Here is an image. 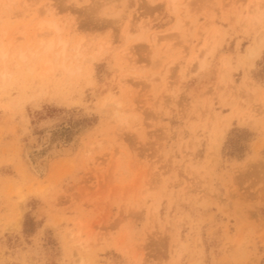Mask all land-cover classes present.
Returning <instances> with one entry per match:
<instances>
[{
  "label": "rangeland",
  "instance_id": "1",
  "mask_svg": "<svg viewBox=\"0 0 264 264\" xmlns=\"http://www.w3.org/2000/svg\"><path fill=\"white\" fill-rule=\"evenodd\" d=\"M177 3L0 0V264H264V0Z\"/></svg>",
  "mask_w": 264,
  "mask_h": 264
},
{
  "label": "bare ground",
  "instance_id": "2",
  "mask_svg": "<svg viewBox=\"0 0 264 264\" xmlns=\"http://www.w3.org/2000/svg\"><path fill=\"white\" fill-rule=\"evenodd\" d=\"M172 1V7H174L173 9L174 10H176V8L178 7V4H181V3H177V0H171ZM178 9V8H177ZM256 15V14H255ZM260 20V19H259ZM45 21H40V24H39V26H37L36 28V32H35V34H36V38H38L37 39V43H40L39 45H40V47H38V49L39 48H41L42 50V52H49V51H52V50H54V49H57V48H59V50H58V52H55V53H58V55H63L64 57H66V55H67V51H68V49H69V41L68 40H66V39H64L62 36H60L61 35V28H60V26L54 21V20H46V22L44 23ZM179 27H181L180 26V22H178L177 24H175L174 25V28L175 29H178ZM24 28V27H23ZM22 29V28H21ZM128 29V28H127ZM126 29V32H127V34H129V31ZM17 30H18V28H17ZM17 30H16V32H17ZM25 29H22V30H18V31H20L22 34H23V31H24ZM26 31V30H25ZM59 31H60V35L59 34H57V32L59 33ZM20 32H18V33H20ZM20 33V34H21ZM262 36L264 37V35L262 34ZM261 36V37H262ZM34 38H35V36H34ZM36 38H35V40H36ZM260 39V38H259ZM12 41V40H11ZM71 44V43H70ZM82 43L81 42H79V43H77V46H75V51H78V53L79 54H82V50H84V51H86V49H85V47H84V44L83 45H81ZM264 46V38H261L260 40H259V42H258V45H256V46H254V47H252V46H250V47H248V53H247V55L252 59V62L254 61V59L256 58V57H258L259 55H260V53H261V49H262V47ZM82 47L84 48V49H82ZM212 47V46H211ZM210 47V48H211ZM70 48H72V47H70ZM204 48H205V46H204ZM38 49H36V50H38ZM73 49V48H72ZM82 49V50H81ZM206 49H207V46H206ZM212 49V48H211ZM74 50V49H73ZM83 51V52H84ZM207 52V51H206ZM210 52V51H209ZM40 53V52H39ZM208 53V52H207ZM38 54V53H37ZM83 54H85V53H83ZM8 55V52H4V56H7ZM57 55V54H56ZM207 55V54H206ZM197 56H198V54H197ZM20 57L22 58V59H24V58H26L27 57V55H26V53L25 52H21V54H20ZM199 57V56H198ZM194 58V57H193ZM196 58V57H195ZM194 58V59H195ZM67 59V58H66ZM199 60H200V57L198 58ZM201 59H203L202 57H201ZM197 60V59H196ZM206 64V63H205ZM204 64V65H205ZM203 65V66H204ZM201 67H202V65H201ZM68 68V67H67ZM50 70V69H49ZM69 71L70 72H73L74 71V69H72V68H70L69 69ZM69 74H71V73H69ZM73 74V73H72ZM4 79H6V75L4 74Z\"/></svg>",
  "mask_w": 264,
  "mask_h": 264
}]
</instances>
